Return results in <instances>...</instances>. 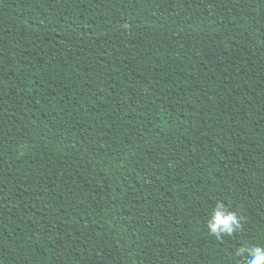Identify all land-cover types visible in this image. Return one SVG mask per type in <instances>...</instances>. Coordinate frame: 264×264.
<instances>
[{
	"label": "trees",
	"instance_id": "obj_1",
	"mask_svg": "<svg viewBox=\"0 0 264 264\" xmlns=\"http://www.w3.org/2000/svg\"><path fill=\"white\" fill-rule=\"evenodd\" d=\"M217 204L240 228L218 238ZM264 247V0H0V264H247Z\"/></svg>",
	"mask_w": 264,
	"mask_h": 264
},
{
	"label": "clouds",
	"instance_id": "obj_2",
	"mask_svg": "<svg viewBox=\"0 0 264 264\" xmlns=\"http://www.w3.org/2000/svg\"><path fill=\"white\" fill-rule=\"evenodd\" d=\"M209 232L218 238L221 233L232 235L240 228V221L235 212L227 210L225 205L217 204L213 209L211 218L208 220ZM239 254L247 253V264H264V247L251 246L238 250Z\"/></svg>",
	"mask_w": 264,
	"mask_h": 264
}]
</instances>
